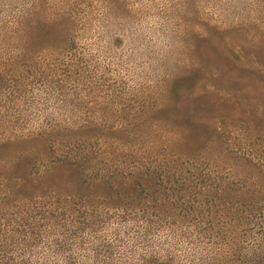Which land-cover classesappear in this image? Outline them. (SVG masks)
I'll list each match as a JSON object with an SVG mask.
<instances>
[{"label":"rangeland","instance_id":"374dc122","mask_svg":"<svg viewBox=\"0 0 264 264\" xmlns=\"http://www.w3.org/2000/svg\"><path fill=\"white\" fill-rule=\"evenodd\" d=\"M181 76L190 115L163 108ZM3 171L73 201L33 264L264 254V0H0ZM141 199L159 229L114 207Z\"/></svg>","mask_w":264,"mask_h":264},{"label":"trees","instance_id":"16d2710c","mask_svg":"<svg viewBox=\"0 0 264 264\" xmlns=\"http://www.w3.org/2000/svg\"><path fill=\"white\" fill-rule=\"evenodd\" d=\"M189 82V76H181L173 80L169 91L170 103L163 107L166 113L169 111L172 112L173 110L178 113L187 111L189 115L194 113L195 108L198 107L196 104L200 100L198 97H193V99L189 97L187 98L188 103L186 105H180L183 95L191 89ZM61 162L73 164L69 162V158L66 157L63 158ZM137 175L136 179L141 180L144 179L145 176H149L150 173L144 172ZM15 178H17V176L11 172H0V183H3V180L15 181ZM145 187L135 188L133 190L136 197L147 194V188ZM110 190V194L114 192L119 194L122 189L111 186ZM33 191L37 192L36 190ZM49 196L51 195L48 191L34 194L26 193L23 188L16 183L10 185L0 184V264L34 263V256L37 248H39L41 244L46 243L50 238L51 212L55 215V218L61 217L66 220L67 218L70 219V217L73 219L77 218V216L74 215L75 212L71 209L70 198H67V201L66 199L59 200L60 202L56 200L51 203L48 200ZM57 196L58 194L54 197ZM117 203L118 204L114 207L122 210L127 209L126 213L142 211V222L148 224L150 229L160 228L161 221L159 219H153L150 212L156 211L160 213L165 207V204L162 202H151L147 199H141L138 202L118 200ZM63 225L67 226L68 220L67 223H63ZM81 238L86 239L84 236L77 235L72 236L71 239L81 241ZM151 254H156V252H151ZM156 255L142 258L141 264H174V262L170 263L166 260L163 261L162 258ZM263 256L264 254L260 253L252 255V257L249 256L248 259L244 256L246 260L237 263L232 260V264H264Z\"/></svg>","mask_w":264,"mask_h":264}]
</instances>
